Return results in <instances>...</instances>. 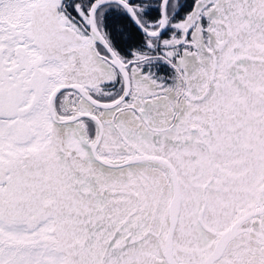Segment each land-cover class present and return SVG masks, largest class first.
<instances>
[{
    "label": "snow or ice",
    "instance_id": "obj_1",
    "mask_svg": "<svg viewBox=\"0 0 264 264\" xmlns=\"http://www.w3.org/2000/svg\"><path fill=\"white\" fill-rule=\"evenodd\" d=\"M0 264H264V0H0Z\"/></svg>",
    "mask_w": 264,
    "mask_h": 264
}]
</instances>
